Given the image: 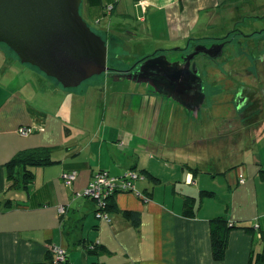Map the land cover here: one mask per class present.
<instances>
[{
    "label": "crops",
    "instance_id": "0c3cea01",
    "mask_svg": "<svg viewBox=\"0 0 264 264\" xmlns=\"http://www.w3.org/2000/svg\"><path fill=\"white\" fill-rule=\"evenodd\" d=\"M105 1L114 2L115 9L96 25L107 43L108 58L125 62L126 67L139 66L156 56L167 55L173 60L171 53L179 54L174 60L178 61L197 45L209 47L225 42L224 53L228 45L236 47L238 42L239 47L245 39H254L250 47H262V51L254 54L260 53V62L264 64V0H142L141 7L139 0ZM5 59L13 67L18 64ZM225 64L229 65L227 61ZM260 70L262 77L255 80L261 97L264 68ZM1 75L8 77L10 71L2 68ZM29 75L33 79L6 85L0 82V264H42L48 261L53 248L65 250L70 264H248L252 250L263 251L262 156L255 154L252 166L246 162L229 166H223L221 161L211 164L215 173L180 160L158 161L151 156V143L144 142L140 127L128 133L116 120L124 114L140 118L142 109H150L154 100L153 114L157 116L161 97L163 102L182 107L179 103L150 92L148 86L129 96L130 99L116 92L111 102L122 109L110 115L115 124L80 131L64 122L56 109L73 112L82 96L66 93L54 81L32 71ZM223 75L222 72L220 78ZM201 79L204 82L202 76ZM247 79L252 80L250 75ZM85 96V104L95 107L110 102L106 97ZM133 104L135 113L128 110ZM182 108L180 115L187 118L185 123L190 127L194 116ZM103 113L106 119V111ZM146 113L149 115L150 111ZM253 126L248 129L252 131ZM22 128H32L34 132L22 136ZM35 148L56 149L53 159L59 163L37 168L29 193L12 191L5 165L18 154ZM101 170L114 177L128 171L140 176L136 191L115 197L116 209L110 213V225L97 218L96 204L81 196L93 175ZM68 172L76 173L71 186L62 180V175ZM147 172L161 182L154 184ZM208 172L212 179L222 176L225 193L230 196L227 203L215 191L211 197L202 194L211 186L207 183ZM200 173L204 175L201 178ZM238 195L242 196L237 203ZM187 196L196 199L198 213L193 219L183 215ZM209 202H213L215 210L211 206L204 209ZM62 208L64 214L60 213ZM124 211L141 215L139 228L123 218ZM222 215L246 230L231 232L226 258L218 263L212 258L210 220ZM250 227L255 230L250 231ZM95 242L104 246L106 252L93 257L84 246Z\"/></svg>",
    "mask_w": 264,
    "mask_h": 264
},
{
    "label": "rangeland",
    "instance_id": "374dc122",
    "mask_svg": "<svg viewBox=\"0 0 264 264\" xmlns=\"http://www.w3.org/2000/svg\"><path fill=\"white\" fill-rule=\"evenodd\" d=\"M81 15L88 25L100 35L99 27L89 18L86 0H83ZM243 39L244 38H240L241 41ZM253 40L245 39L239 46L241 49L238 47V42H236V47L228 45L229 47L227 46L223 56L216 60L204 54H200L195 59L204 80L203 88L204 94H206V103L205 107L202 109L203 113L201 116L197 118V120L194 119V121L193 118L191 119L190 127L187 122L185 123L187 118L184 119L183 116L180 115L183 108L177 104L168 103L166 100L163 102V97H161L157 107V116L153 114L156 103V100H154L150 109L146 107L142 109V116L140 118L136 119V115L124 114L121 115L119 120H116L118 121L117 125L128 133H132L134 129L137 131L138 127H140L142 132L141 137L144 142L148 140L151 143V156H156L158 161H161L162 158L167 161L180 160L181 163H190L196 167H201L202 169H207V171L215 173L211 164L213 165L220 161L223 166L225 164L229 166V164L242 162H246L249 166H252L251 163L254 160L255 154L262 156L264 159V115L263 117H259L258 115L254 116L252 122L255 127H252V131L251 129H243L241 124L237 125L235 123L233 128H225L226 126L222 125V122L225 120H232L234 119L233 116H236L235 105L232 99L239 85L246 84V86L252 88L251 95L260 99V91L256 80L247 79V74L250 75L249 68L252 66L251 64L253 62L251 60L252 53L263 50L262 47L259 48L256 45L250 47V42ZM260 42L261 40L257 44ZM212 46L213 45L209 46V48ZM193 49L194 47H191L190 50L186 52L192 51ZM231 52H233V54H231ZM171 54L173 56V60L171 61H174L179 55ZM253 55L254 57L257 56L255 58L256 60L260 58V53H258V55ZM5 58H9V62L12 60L18 61L17 66L13 67L11 63H7ZM226 61L229 64L228 66L225 64ZM231 63L233 66H230ZM108 66L110 68L114 67L121 69L126 67V63L115 62L108 58ZM221 66L224 67V69H221ZM259 66L261 65L259 64ZM2 68L10 71L8 77H5V75L0 76V82H2L3 85L11 83V81L14 83V81L20 82L33 79V76L29 75V71L45 77L35 68L22 65L8 47L0 44V70ZM112 71L106 75L94 77L84 82L79 88L74 89L64 90L60 84L52 80L54 83H57L58 87L62 88L64 92L82 96L79 100L77 99L79 106L75 108L73 112L66 108L56 109L57 114H60L64 122L68 124L71 123L73 128L80 131H85L87 128L98 129L100 126L103 128V126L115 124L110 118V115L122 109V107L116 106L111 102L116 92H121V96L128 95V97H133L136 91H140V89L145 88L146 85H135L133 82L126 79L123 81H114L110 79L113 73ZM221 71L224 75L220 78ZM237 73L241 74L236 76ZM259 75L262 77L261 73H259ZM240 77H243V79H240ZM86 94L95 97H106L110 99V102H104V105L101 103V105H96V107L90 105L88 102L85 104ZM130 97L128 99H130ZM128 110L135 113L134 104L130 106ZM148 110L150 111L149 115L146 113ZM105 111L107 115L106 119L103 113ZM159 112H162L161 116ZM176 112L178 115L175 114ZM185 116L187 115L185 114ZM223 136L229 137L228 141L226 140L227 142L224 141ZM142 142L143 141L140 140L139 144ZM204 164H206V166ZM178 169L179 168H176L175 170L177 171L176 173L179 174L180 171H178ZM261 173L264 174L263 172ZM203 176L204 175L200 173V178ZM240 176H243V174H240ZM211 177L212 175L208 172L206 176L207 183H211V186L205 189L215 191L216 196L221 199L222 202L227 203L230 196L225 193V184L222 180V176L219 175L216 179H212ZM213 188H215V190ZM242 195H238L237 203L238 200H241L240 197ZM205 201L208 202L210 199L205 198ZM214 201L216 202L215 199ZM212 204L213 202L206 203L204 209L207 210L209 206L213 208ZM221 209L223 210V208ZM202 215L204 216L206 213L202 211Z\"/></svg>",
    "mask_w": 264,
    "mask_h": 264
},
{
    "label": "water",
    "instance_id": "95a60500",
    "mask_svg": "<svg viewBox=\"0 0 264 264\" xmlns=\"http://www.w3.org/2000/svg\"><path fill=\"white\" fill-rule=\"evenodd\" d=\"M83 0H0V44L8 47L22 65H28L64 90L110 73L106 41L83 19ZM224 44L198 46L192 55L171 61L166 55L140 62L137 71L115 75L149 85L153 93L179 103L195 118L206 96L197 65L200 54L212 59L223 56ZM135 67V68H136Z\"/></svg>",
    "mask_w": 264,
    "mask_h": 264
},
{
    "label": "trees",
    "instance_id": "16d2710c",
    "mask_svg": "<svg viewBox=\"0 0 264 264\" xmlns=\"http://www.w3.org/2000/svg\"><path fill=\"white\" fill-rule=\"evenodd\" d=\"M141 2L142 0H139V7L142 6ZM86 4L88 14L95 24H99L103 18L108 17L115 9L114 2H107L105 0H86ZM55 151L56 149L52 148L30 149L18 154L9 163H7L5 165V170L8 175V180L10 181V189L14 192L29 193L35 181V170L37 168H44L59 163V161L53 159ZM125 174H123L122 176H124ZM146 174L150 178V181L154 182V184H159L161 182L157 176H154L149 172H147ZM202 194L204 196L211 197L214 195V192L203 190ZM117 195L118 194L111 197L106 205L105 211L109 214L111 212H114L116 209L115 197ZM22 207L24 206L22 205ZM197 213L198 208H196V199L194 197L187 196L184 200V217L193 219L197 216ZM122 214L123 218L126 221L131 222L137 228L140 227L142 219L139 213L133 211H124ZM240 229L246 230L235 222H232L227 215L217 216L210 220L211 250L212 258L215 262L220 263L225 260L230 234L233 230ZM249 230L253 231L255 229L254 227H250ZM84 249L87 251L88 255H91L93 257L99 256L101 253L106 252V248L96 242L88 246H84ZM54 261V253H52V251H49L48 261L42 264H54ZM64 264H70L68 258ZM248 264H264V249L260 253L252 250Z\"/></svg>",
    "mask_w": 264,
    "mask_h": 264
},
{
    "label": "built area",
    "instance_id": "2783aa9c",
    "mask_svg": "<svg viewBox=\"0 0 264 264\" xmlns=\"http://www.w3.org/2000/svg\"><path fill=\"white\" fill-rule=\"evenodd\" d=\"M141 5H144V1L141 2ZM33 132L32 128L20 129L22 136H29ZM62 179L66 186H71L76 179V173H64ZM138 180L139 175L133 171L127 172L122 177H113L108 171L101 170L93 175L91 182L81 196L91 199L97 207V218L110 225L112 219L110 214L105 211L109 199L116 194L136 191V182ZM241 182L243 183L244 181L242 180ZM137 194L141 197V194ZM64 212V208L60 209L61 214H64ZM52 253L55 256L54 264H64L67 261L68 254L62 248H53Z\"/></svg>",
    "mask_w": 264,
    "mask_h": 264
},
{
    "label": "flooded vegetation",
    "instance_id": "af4514ba",
    "mask_svg": "<svg viewBox=\"0 0 264 264\" xmlns=\"http://www.w3.org/2000/svg\"><path fill=\"white\" fill-rule=\"evenodd\" d=\"M220 44L225 45V42H222ZM198 46H200V45L195 46L194 49ZM193 50L184 53L183 56L192 55L193 52H195V50L194 51ZM253 54L254 53H252V56H251L252 57L251 60L253 62L251 64L252 66L249 68V71H250V76H251L252 80L255 81V79H259V77H260L259 73L262 74L260 69L262 67L264 68V64L262 62H260L262 59L256 60L255 59L256 56L254 57ZM178 60H180V59H178ZM195 64L197 65L195 60H193L191 65L194 66ZM259 64L261 66H259ZM197 68H198V66H197ZM111 69L113 70L112 71L113 73L111 74L110 79H113L115 75L122 76V75H127L129 73H133V72L137 71V67L136 68L135 67H124L121 69H117V68L112 67ZM239 74H241V73H237L236 76H239ZM198 76L201 78L200 71L198 73ZM247 76H248V74H247ZM240 79H243V77H240ZM121 80L123 81L124 79L121 78ZM146 86L150 87L149 85H146ZM202 89H203V93H204L203 81H202ZM149 90L152 93L154 92L153 91L154 89H152L151 87L149 88ZM251 91H252V88L246 86V84H241L237 87V90L235 91L234 97L232 99L234 101V105H235L236 116H233L234 119H232V120H225L224 122H222L223 123L222 125L226 126L225 128H233V125L236 123L237 125L241 124V127L243 129L247 130L253 124L252 119L254 118V116L258 115L259 117H263V115H264V89L261 88L260 99L256 98L255 96L253 97L251 95L252 94ZM205 96H206V94H205ZM202 109H201L200 115L203 113ZM192 118H193V120L195 119V117H192ZM223 139L225 142H227L229 137L223 136Z\"/></svg>",
    "mask_w": 264,
    "mask_h": 264
}]
</instances>
